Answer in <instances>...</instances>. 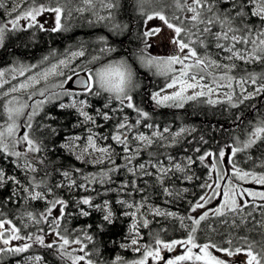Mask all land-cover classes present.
<instances>
[{
    "label": "snow or ice",
    "instance_id": "1",
    "mask_svg": "<svg viewBox=\"0 0 264 264\" xmlns=\"http://www.w3.org/2000/svg\"><path fill=\"white\" fill-rule=\"evenodd\" d=\"M22 2L0 0V9L9 17L0 21V49L9 33L65 32L72 26L70 21L77 19L112 30L128 29L127 24L115 23L120 0H27L21 10ZM134 4L143 47L131 53V59L121 57L95 67L102 56L115 51L99 36L96 51L89 52L81 43L78 50H70L58 63L35 74L26 72L39 65L20 62L0 70V89L24 77L0 91V116L4 117L0 160H10L24 177L0 166V190L11 185L9 195L0 200V264L6 256L20 257L16 264H49L48 256L59 264H264V114L250 122L243 139L234 136L231 143L214 150L196 146L192 151L198 155L177 158L165 149L179 145L194 129L173 131L145 123L152 115L135 102L133 93L140 81L132 62L163 81L148 94L156 107L183 108L189 102L226 104L230 109L254 107L247 102L264 96V0H134ZM21 20L26 23L22 25ZM153 21L158 23L150 26ZM154 37L166 54L149 51ZM81 57H85L83 78L80 72L66 75L62 71ZM48 60L45 56L40 63ZM53 76L64 79L48 84ZM69 81L76 87L66 88ZM42 82L44 86L37 88ZM103 94H107L104 103L90 112L88 97ZM56 101L61 110L73 109L77 115L73 127L85 130L66 133L58 147L84 168L65 167L49 154L55 149L45 140L59 135L61 129L36 117ZM44 119L56 117L45 113ZM105 127L108 131H99ZM44 129L47 135H39ZM199 143L208 142L201 137ZM253 150L259 155L254 157ZM197 164L207 169L203 177L193 170ZM177 180L200 181L196 185L200 195L186 199L189 189L178 188ZM249 184L259 187H246ZM77 190L95 195L72 196ZM153 190H158L162 205L154 202ZM64 193L69 194L67 199ZM110 193L116 194L114 202L124 210L122 215L130 218L119 246L137 254L131 259L119 254L103 257L102 249L95 246L92 225L68 227V218H87L92 209L111 223L116 215L113 201L96 202ZM181 200L187 205L183 214L167 207ZM34 202L44 207L37 208ZM9 204L19 205L11 215L4 210ZM57 210L59 214L54 215ZM174 231L183 235L167 239ZM178 249L177 255L165 257V252Z\"/></svg>",
    "mask_w": 264,
    "mask_h": 264
},
{
    "label": "trees",
    "instance_id": "2",
    "mask_svg": "<svg viewBox=\"0 0 264 264\" xmlns=\"http://www.w3.org/2000/svg\"><path fill=\"white\" fill-rule=\"evenodd\" d=\"M120 2L121 8L116 14L115 23L127 24V30H112L103 24H89L82 19H77L70 21L72 26L65 32H35L34 29H29L28 31L9 33L5 40L4 47L0 49V70H6L12 67L14 62H20L25 65H39V67L33 68L31 72H26V75H32L47 68L51 64L56 63L59 59L65 58L66 54H69L70 50H78V46L81 43L85 44L89 52L96 51L100 46L95 42L99 36H104L108 41V45L113 47L115 51L102 56L100 62H98L95 67L100 66L101 63H107L110 60L121 57H128L131 59L130 54L136 49L143 47L138 39L136 31L137 26L140 23V18L136 11L134 0H120ZM25 7H27V1L23 4L21 10ZM8 18L9 17H6L4 13H0V21H6ZM34 32L35 39L32 38ZM149 51L153 54L151 49H149ZM45 56H48L49 60L47 63L41 64L40 62ZM132 62L138 71V79L140 81V88L133 93L135 102L148 110L152 115V119L150 121H146L145 123H154L158 127L167 126L172 130H178L181 127L194 129V131H192L185 140L181 141L179 145L173 148L165 149V151L171 152L177 158H183L185 155H198L192 151V149L196 146L201 147L202 150H214L224 146L225 144L231 143L234 136L243 139L245 131L250 130V122H254L261 114H264V96L257 97L255 100L247 102V104L254 105V107L241 106V108L238 109H230L226 104H219L213 107L201 102H189L183 108L156 107L150 101L148 94L157 90L163 84V81L152 77L150 73L145 72V70L136 64L134 60H132ZM90 67H92V65H90ZM23 78L24 77H18L17 80H11L9 83L4 85L3 89L0 90L9 88V86L16 84ZM62 79H64V77H59L48 84L56 83ZM19 95L25 96L27 94ZM106 96L107 94H103L102 97L89 96L88 99L92 104V108L89 109V111L91 112L93 109L101 106L104 103V98ZM35 99H40V97H35ZM67 100L68 98L65 97L64 102H67ZM31 102L32 101H29V103ZM59 103L60 101H56L46 105L44 112L36 117L37 121H41L44 124H52L58 129H61L59 135L49 136V138L45 140L47 144L55 149L49 154L58 162V164H62L65 167L75 166L84 168V164L75 161L72 156L66 154L58 147L66 133L83 134L85 131L84 128L73 127V124L77 121L75 111L73 109L61 110L58 107ZM113 104L115 106L116 102H113ZM126 112L130 116L134 115L131 110H126ZM45 113L55 116L56 119L45 120ZM238 115L241 116L240 120L236 119ZM3 119L4 117L0 116V121H3ZM21 122L23 123V121ZM111 123L113 122L110 121L109 125H111ZM21 131H23V129ZM99 131L106 132L108 131V128L105 127ZM47 133L48 130L44 129V131L39 133V135H47ZM201 137H203L208 143L200 144L199 141ZM109 143H111V141H109ZM117 150L119 151V149ZM253 153L254 157L259 155V152L255 150H253ZM0 166H3L8 173L24 179L22 174L14 167L10 160H0ZM245 167H247V165H245ZM88 170L92 171L94 169H92L91 166H88ZM193 170L201 177H203L207 172V169L199 166L198 164L193 165ZM54 178L59 179V177ZM116 179L121 180L124 179V177L117 176ZM128 179H131V177H128ZM175 183L178 188L186 187L189 189V192L185 194L186 199H195L196 196L200 195L201 190L196 187L200 181H194L189 184L181 183L177 180ZM10 188L11 185L9 184L4 189L0 190V200L5 199L9 195ZM157 191L158 190H153L154 202L162 205L160 197L156 195ZM193 193L195 195H192ZM64 195L66 199L69 196L68 193H64ZM71 195L80 197L95 195V193L77 190L71 193ZM105 198L113 201L112 207L116 215L113 217L111 223L103 220L102 212L92 209L90 210L91 215L87 218L79 216H72L68 218V227L72 228L87 224L92 225L91 232L95 236V246H99L102 249L101 254L103 257L111 259L115 255L119 254L127 259H131L137 254H134L129 250L122 249L119 246L120 242L124 240L128 233L130 218L122 215L124 210L120 205L115 204V193H110L108 197H100L96 202L99 203L100 200ZM137 199H139V197H137ZM18 206L19 205L9 204L4 210L7 214L11 215ZM34 206L37 208L44 207L42 202H34ZM167 207L171 208L173 211H178L183 214L187 205L184 200H181L175 205H168ZM68 211H73L71 206ZM56 212L57 211L53 214L56 215ZM181 235H183L181 231H174L168 233L166 238H178ZM49 239H51V237H49ZM92 246L94 245H90V247ZM28 254L29 253H25L24 255ZM18 259H20V257L6 256L4 264H16ZM47 259L49 264H59V261L53 256H48Z\"/></svg>",
    "mask_w": 264,
    "mask_h": 264
},
{
    "label": "rangeland",
    "instance_id": "3",
    "mask_svg": "<svg viewBox=\"0 0 264 264\" xmlns=\"http://www.w3.org/2000/svg\"><path fill=\"white\" fill-rule=\"evenodd\" d=\"M26 1H27V0H24V2H22V4H21V8H22L23 4H24ZM6 2H7L8 4H10V3H11V0H6ZM1 12L4 13V10H3V9H0V13H1ZM4 15H5V13H4ZM74 15H75V14H74ZM84 15H88V14L85 13ZM39 19H40L41 21H43V20L45 19V17H44V16H41V17H39ZM20 23L23 25V24L26 23V21L21 20ZM157 23H158V21H153V22H151L150 26L155 25V24H157ZM49 24H51V21H49ZM149 43L152 45V47H151L150 49H151V51L153 52V54H158V55L166 54V49L164 48L163 44L160 45V43H159V38H157V37L151 38V39L149 40ZM84 60H85V57H81V58H78V59L73 60V61L71 62V64H70V66H69L68 68H64V69H62V71H63L66 75H74V72H80L81 75H80L79 78H81V77H83V72H82V70H81V65L83 64ZM56 63H58V61H57ZM56 63H53V64H56ZM51 65H52V64H51ZM51 65L48 66V67H51ZM89 67H90V65H89ZM43 70H44V69H43ZM43 70H41V71H43ZM34 74H35V73H34ZM59 77H63V76H59ZM59 77H57V76L50 77L49 80L47 81V83H51V82H53L54 80H56L57 78H59ZM23 79H24V78H23ZM23 79H22V80H23ZM22 80H20V81H22ZM20 81H19V82H20ZM19 82H17L16 84H18ZM12 85H13V84H12ZM12 85H11V86H12ZM43 85H44V84H43V82H42V84L37 85V88H40V87L43 86ZM11 86H9V88H10ZM66 88H75V87H74V84H72V82L69 81L68 83H66ZM6 89H8V88H6ZM6 89H4V90H6ZM0 91H3V90H0ZM19 94H26V93H19ZM81 98H83V97L81 96ZM221 98H223V97H221ZM185 128L191 129V128H189V127H185ZM170 129H171V128H170ZM178 130H179V129H178ZM145 131H146V130H145ZM173 131H177V130H173ZM191 132H192V131H190V133H186V134L181 138V141L185 140L186 137H187L188 135L191 134ZM117 163H121V161H120L119 159H117ZM225 163L227 164V157L225 158ZM246 187L258 188L259 186L249 184V185H246ZM211 206H215V202H214L213 205H210V207H211ZM58 214H59V213H58V210H57L56 215H58ZM13 243L16 244V243H21V242H15V241H14ZM129 251L132 252L131 250H129ZM179 251H180V250L178 249L176 252H173V253H170V254L167 253V252H165L164 255H165V257H169L170 255L175 256V255L178 254ZM132 253H133V252H132ZM134 254H135V253H134ZM217 255H220V254L217 253ZM149 264H151V261L149 262Z\"/></svg>",
    "mask_w": 264,
    "mask_h": 264
},
{
    "label": "water",
    "instance_id": "4",
    "mask_svg": "<svg viewBox=\"0 0 264 264\" xmlns=\"http://www.w3.org/2000/svg\"><path fill=\"white\" fill-rule=\"evenodd\" d=\"M81 78H83V77H81ZM74 87H76V85H74Z\"/></svg>",
    "mask_w": 264,
    "mask_h": 264
},
{
    "label": "flooded vegetation",
    "instance_id": "5",
    "mask_svg": "<svg viewBox=\"0 0 264 264\" xmlns=\"http://www.w3.org/2000/svg\"><path fill=\"white\" fill-rule=\"evenodd\" d=\"M170 254V253H169ZM170 256H172V255H170Z\"/></svg>",
    "mask_w": 264,
    "mask_h": 264
},
{
    "label": "clouds",
    "instance_id": "6",
    "mask_svg": "<svg viewBox=\"0 0 264 264\" xmlns=\"http://www.w3.org/2000/svg\"><path fill=\"white\" fill-rule=\"evenodd\" d=\"M99 67V66H98Z\"/></svg>",
    "mask_w": 264,
    "mask_h": 264
}]
</instances>
